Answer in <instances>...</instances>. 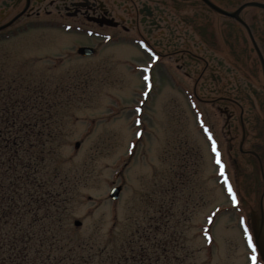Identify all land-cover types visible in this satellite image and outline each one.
Listing matches in <instances>:
<instances>
[{
	"label": "rangeland",
	"instance_id": "374dc122",
	"mask_svg": "<svg viewBox=\"0 0 264 264\" xmlns=\"http://www.w3.org/2000/svg\"><path fill=\"white\" fill-rule=\"evenodd\" d=\"M130 43L79 57L76 36L56 30L0 42V128L30 145L28 174L54 184L63 238L116 254L151 227L183 264H264L239 195L223 187L230 166L217 165L188 99L162 84L165 95L140 109L142 59Z\"/></svg>",
	"mask_w": 264,
	"mask_h": 264
},
{
	"label": "flooded vegetation",
	"instance_id": "af4514ba",
	"mask_svg": "<svg viewBox=\"0 0 264 264\" xmlns=\"http://www.w3.org/2000/svg\"><path fill=\"white\" fill-rule=\"evenodd\" d=\"M34 29L75 35L79 57L133 42L140 109L162 84L188 99L217 165L230 166L223 187L264 236V0H0V42Z\"/></svg>",
	"mask_w": 264,
	"mask_h": 264
},
{
	"label": "trees",
	"instance_id": "16d2710c",
	"mask_svg": "<svg viewBox=\"0 0 264 264\" xmlns=\"http://www.w3.org/2000/svg\"><path fill=\"white\" fill-rule=\"evenodd\" d=\"M10 127L0 128V264H183L184 257L170 251L169 240L158 239L151 227L116 254L63 238L56 188L28 174L29 163H20V154H28L30 145L25 148ZM42 146L29 157L34 172L43 160Z\"/></svg>",
	"mask_w": 264,
	"mask_h": 264
},
{
	"label": "water",
	"instance_id": "95a60500",
	"mask_svg": "<svg viewBox=\"0 0 264 264\" xmlns=\"http://www.w3.org/2000/svg\"><path fill=\"white\" fill-rule=\"evenodd\" d=\"M78 54L80 55H88L90 53L89 48H79L77 50ZM78 147V143L75 144V148ZM121 188L120 187H114L110 193H109V198L112 200H116L119 197ZM254 220V219H253ZM251 222V231L254 239V244L257 248V252L259 255L260 260L264 263V236L262 235L260 228L257 226V223L255 220ZM74 226H80V222L75 221Z\"/></svg>",
	"mask_w": 264,
	"mask_h": 264
}]
</instances>
